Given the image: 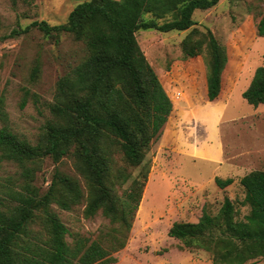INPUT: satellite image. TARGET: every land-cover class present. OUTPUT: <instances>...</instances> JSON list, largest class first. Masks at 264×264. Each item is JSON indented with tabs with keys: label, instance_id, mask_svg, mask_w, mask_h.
<instances>
[{
	"label": "trees",
	"instance_id": "16d2710c",
	"mask_svg": "<svg viewBox=\"0 0 264 264\" xmlns=\"http://www.w3.org/2000/svg\"><path fill=\"white\" fill-rule=\"evenodd\" d=\"M218 1L86 0L77 4L62 24L50 25L45 20L31 23L47 37L73 35L84 43L86 56L57 80L53 102L48 106L51 119L35 143L7 127L0 128V170L4 163L17 169L15 177L7 176L0 182V264L116 261L113 253L126 244L148 174V168L143 169L141 177L133 178L117 195L116 185L130 177L117 165V157L129 166H139L162 134L173 108L138 44L136 32L188 30L195 25V10L210 9ZM146 14L149 19H145ZM256 33L264 38V15L256 24ZM204 46L206 97L208 102H216L228 61L225 47L209 29L200 39L188 35L182 44L185 57L201 55ZM37 71L36 67L33 74ZM29 94L26 89L24 96ZM242 97L251 105H264V64L255 69ZM25 102L23 98L21 106ZM46 157L54 162L71 158L84 190L77 178L56 169L50 185L42 191L34 181ZM214 179L221 188L233 182L231 177ZM239 183L244 189L242 202L249 207L242 219L236 218L232 200L224 197L217 214L203 211L196 222L176 221L168 235L182 242L180 248L207 251L213 264H249L263 257L264 170L244 174ZM83 201L85 216L100 210L116 226L105 239L73 235L69 243V230L51 205L71 210Z\"/></svg>",
	"mask_w": 264,
	"mask_h": 264
},
{
	"label": "rangeland",
	"instance_id": "374dc122",
	"mask_svg": "<svg viewBox=\"0 0 264 264\" xmlns=\"http://www.w3.org/2000/svg\"><path fill=\"white\" fill-rule=\"evenodd\" d=\"M84 1L0 0V128L7 127L31 143L38 140L51 119L48 106L53 102L57 80L86 56V48L73 35L47 37L30 25L40 20L62 24L69 12ZM263 15L264 0H219L210 9L195 10V25L188 30L136 32L138 44L173 108L162 134L139 166H129L117 157V165L130 176L116 185L117 195L133 178H140L143 169L148 168V174L126 244L113 253L116 261L110 264H213L203 249L180 248L182 242L168 235L172 224L196 222L203 211L217 214L224 197L232 200L236 218L242 219L248 213L239 179L250 171L264 170V105L249 104L242 92L255 69L264 64V38L256 33V24ZM144 17L149 19L150 15ZM206 29L228 55L223 89L216 102H208L206 97L205 46L203 53L195 57H185L182 48L188 35L200 39ZM36 67L38 71L33 74ZM26 89L30 93L27 97ZM23 98L26 102L21 106ZM56 169L77 178L84 190V181L69 157L59 162L46 157L34 183L45 191ZM16 171L15 165L4 163L0 182L7 176L15 177ZM215 177H232L233 182L221 188ZM51 206L69 230V243L73 235L105 239V234L116 226L100 210L85 216V201L71 210ZM249 264H264V256Z\"/></svg>",
	"mask_w": 264,
	"mask_h": 264
},
{
	"label": "crops",
	"instance_id": "0c3cea01",
	"mask_svg": "<svg viewBox=\"0 0 264 264\" xmlns=\"http://www.w3.org/2000/svg\"><path fill=\"white\" fill-rule=\"evenodd\" d=\"M220 143H221V140H220ZM219 145H220V144H219ZM225 160H226V159H225ZM242 176H243V175H242ZM242 176H241V177H242ZM226 178H227V177H226ZM231 178H232V177H231Z\"/></svg>",
	"mask_w": 264,
	"mask_h": 264
}]
</instances>
